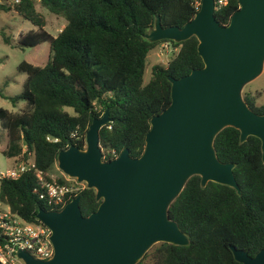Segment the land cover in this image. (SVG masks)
Listing matches in <instances>:
<instances>
[{
    "label": "trees",
    "instance_id": "obj_1",
    "mask_svg": "<svg viewBox=\"0 0 264 264\" xmlns=\"http://www.w3.org/2000/svg\"><path fill=\"white\" fill-rule=\"evenodd\" d=\"M36 1L65 18L56 35L45 29L46 20L36 10ZM237 8L238 0H228L214 10V16L226 24ZM0 9H13L36 27L19 34L21 47L49 43L44 65L25 60L17 65L26 77L20 94L11 101L22 100V108L18 112L0 108V126L7 136L3 154L16 163L34 164L17 177L0 176V203L29 222H40L35 217L38 209L58 210L60 206L39 197L36 171L48 179L57 169L61 149L72 144L84 148L89 124L107 108L112 120L99 129L105 160L115 158L124 148L132 157L142 153L150 118L171 100L167 77L178 78L203 66L195 36L181 42H150L144 34L156 15L164 27H182L196 9L191 0H18L12 5L0 2ZM162 41L178 50L166 64H154L144 82L147 54ZM243 99L253 111L264 114V103L257 105L254 95L243 93ZM213 145L221 162L235 164L233 173L241 193L212 181L202 187L200 176H191L168 208L169 217L187 234L189 244L156 243L137 264H241L234 260L229 244L250 256L264 248L260 140L248 136L240 142L239 130L228 126L217 133ZM78 194L83 216L97 208L100 201L93 188L85 186Z\"/></svg>",
    "mask_w": 264,
    "mask_h": 264
},
{
    "label": "water",
    "instance_id": "obj_2",
    "mask_svg": "<svg viewBox=\"0 0 264 264\" xmlns=\"http://www.w3.org/2000/svg\"><path fill=\"white\" fill-rule=\"evenodd\" d=\"M214 9V0H201L182 27H164L155 16L144 38L181 42L195 36L203 66L167 77L170 103L150 118L138 157L124 148L103 160L99 129L112 120L108 108L89 124L84 148L72 144L58 152V169L93 188L100 202L86 216L80 194L61 209H38L35 217L50 229L53 255L39 260L19 249L25 264H137L156 243L188 245L168 208L191 176H200L202 187L212 181L241 193L235 164L221 162L213 145L225 127L238 129L240 142L257 137L264 164V114L249 108L242 96L244 85L263 69L264 0H238L226 24L215 18ZM228 247L241 264H264V248L250 256L233 244Z\"/></svg>",
    "mask_w": 264,
    "mask_h": 264
},
{
    "label": "rangeland",
    "instance_id": "obj_3",
    "mask_svg": "<svg viewBox=\"0 0 264 264\" xmlns=\"http://www.w3.org/2000/svg\"><path fill=\"white\" fill-rule=\"evenodd\" d=\"M0 2L12 5L14 0H0ZM35 7L37 11L44 15L46 20L45 29L48 32L56 35L64 27L66 20L63 16L51 13L38 1L35 2ZM35 29L36 27L29 20L23 18L13 9H0V108L7 109L11 112H18L23 106L24 102L22 100L16 103L11 101L12 97L20 94L22 83L26 77L25 73L17 69L19 62L25 60L34 65L42 66L48 59V42L40 43L35 47H21L18 44L20 33ZM6 38L8 42L5 41ZM161 43L162 42L156 44L147 54L143 75L144 82L149 80L151 76V67L154 64L164 65L174 54V52H161ZM243 93L254 95L257 105L264 103V64L261 73L244 85L242 88V96ZM66 109L70 110V108ZM6 143V130L0 126V174L16 169L18 165L14 158H9L3 154L2 150L5 148ZM57 169L55 168L51 173L58 175L59 172ZM59 171L61 170L59 169Z\"/></svg>",
    "mask_w": 264,
    "mask_h": 264
},
{
    "label": "built area",
    "instance_id": "obj_4",
    "mask_svg": "<svg viewBox=\"0 0 264 264\" xmlns=\"http://www.w3.org/2000/svg\"><path fill=\"white\" fill-rule=\"evenodd\" d=\"M18 0H14L17 2ZM201 0H191L192 5L197 10ZM228 0H214V10L225 6ZM178 48L169 41H162L161 52H174ZM74 136L75 133H72ZM48 140L56 141L57 138L46 137ZM111 153H114L112 151ZM105 160V155H103ZM34 168L32 162L22 161L18 163L16 169L0 174L1 177H17L28 168ZM39 185V197L48 203L60 206V209L76 194L82 190L86 184L79 182L76 178L65 175L62 171L58 175L48 174V179L44 178L40 171H36ZM62 178V181L58 180ZM50 229L42 222H29L17 213L13 212L8 205H0V264H25L24 260L17 255V250L27 252L35 259L45 260L53 255V246L50 240Z\"/></svg>",
    "mask_w": 264,
    "mask_h": 264
},
{
    "label": "crops",
    "instance_id": "obj_5",
    "mask_svg": "<svg viewBox=\"0 0 264 264\" xmlns=\"http://www.w3.org/2000/svg\"><path fill=\"white\" fill-rule=\"evenodd\" d=\"M6 146V145H5Z\"/></svg>",
    "mask_w": 264,
    "mask_h": 264
}]
</instances>
